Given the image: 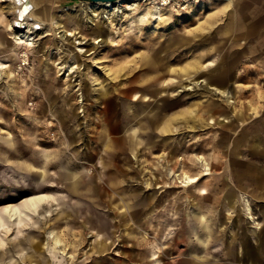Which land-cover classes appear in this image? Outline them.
<instances>
[{
    "label": "rangeland",
    "instance_id": "1",
    "mask_svg": "<svg viewBox=\"0 0 264 264\" xmlns=\"http://www.w3.org/2000/svg\"><path fill=\"white\" fill-rule=\"evenodd\" d=\"M170 1L75 8L32 44L0 6V264H264V60L234 58L227 0ZM241 34L237 56L264 41Z\"/></svg>",
    "mask_w": 264,
    "mask_h": 264
},
{
    "label": "bare ground",
    "instance_id": "2",
    "mask_svg": "<svg viewBox=\"0 0 264 264\" xmlns=\"http://www.w3.org/2000/svg\"><path fill=\"white\" fill-rule=\"evenodd\" d=\"M136 1L137 0H103V1H86V2H87V5L91 13L95 16L96 14H98L97 11H99L100 9L113 13L114 11H119L123 4L124 5L127 4L128 6L131 7L130 4ZM161 1L164 4H169L171 2L170 0H161ZM192 1H199V0H192ZM0 6L2 8V11L9 18L8 30H11V32L14 34V37L17 39H20V42L27 41L26 43L32 44L33 43L32 41L34 40L36 35H40L41 33H43L46 30V28L49 26L54 27L56 23V22L53 23V21L51 20L46 21L41 16H39L38 13L34 11V7L32 5L31 0H0ZM61 31H63V33L60 36H64V37H67L68 35L75 36L74 33H72L71 31L69 32L66 29H61L59 31L54 29L55 33H60ZM24 37L26 38V40H23ZM76 37L78 36H75V38ZM75 41L80 43L79 41H81V39L78 38V40L76 39ZM208 65H214V62L209 60ZM212 88L214 89L216 93L224 94V91L219 86L214 84L212 85ZM212 172H213L212 168L207 166L202 169V173L200 174H196L192 176L190 174L188 175L187 173H184L182 175L181 185L190 186L193 183H196V182L198 183V181L203 176L209 175ZM47 199H48V196L46 193L40 194V195L33 196L31 198V202L29 201V203H31L30 205L32 206V208H34L37 203H43ZM245 206H246L247 211L251 213L250 211L252 210L250 207V203L246 202ZM4 210L7 214L9 221L11 222L17 217L20 218V216L22 215L20 214V210L17 206H11V207L6 206ZM1 226H3V223L0 222V227ZM7 230L10 231L9 226L7 227ZM1 241L2 239L0 238V242Z\"/></svg>",
    "mask_w": 264,
    "mask_h": 264
},
{
    "label": "crops",
    "instance_id": "3",
    "mask_svg": "<svg viewBox=\"0 0 264 264\" xmlns=\"http://www.w3.org/2000/svg\"><path fill=\"white\" fill-rule=\"evenodd\" d=\"M32 1V5L34 7V11H36L38 13L39 16H41L44 20L46 21H53V23L56 22V17L60 14L63 15H67L70 11H73L75 8H79L78 11H87L89 8L87 4H83L80 3L82 1L77 0V1H71L68 2L67 0H31ZM58 1H67L65 4H62L61 6L56 7L55 9H51L48 7V5H52ZM221 1H225V0H221ZM245 2H249V3H264V0H227V4L225 6H223V8H218V11H223L225 13L223 20V23L220 24V27L223 28V34L226 36H230L233 38L232 43L234 45V58L239 60L242 59L243 56H247L252 58L253 54L256 53L257 56L254 58V60H264V52H261L260 48H264V41L260 42V44L257 45H252L250 46V44L246 45V50H248V52H244L243 54H241L240 56H237V46H240L243 43H246L248 41H252L250 40L249 37L247 36H242L241 32L242 31H252V32H256L260 33L262 30H264V23L261 24H255L253 22H250L248 20H241L238 19V16L240 15V10L234 6V4H241V3H245ZM86 5V6H85ZM81 9V10H80ZM260 27V28H259ZM259 28V29H257ZM241 36V37H239ZM218 49V48H217ZM259 52H256V51ZM247 54V55H246ZM220 76H217L216 78H212L211 80H213L215 83H217L220 87H222L221 85H224L225 83V79L224 76H222L221 73H219ZM217 79H219L220 82L217 81ZM163 95V93H162ZM214 101H209V105H210V113L214 114L216 111H218V106H219V102L218 105H213ZM167 142V141H165ZM237 143V140L235 141ZM146 144L148 146V150H151L152 147H154V143L152 144V141L146 142ZM170 145V144H169ZM230 201L233 205H235V202L233 203V195H231ZM103 248H105V244L103 246Z\"/></svg>",
    "mask_w": 264,
    "mask_h": 264
},
{
    "label": "water",
    "instance_id": "4",
    "mask_svg": "<svg viewBox=\"0 0 264 264\" xmlns=\"http://www.w3.org/2000/svg\"><path fill=\"white\" fill-rule=\"evenodd\" d=\"M81 1H103V0H81Z\"/></svg>",
    "mask_w": 264,
    "mask_h": 264
}]
</instances>
